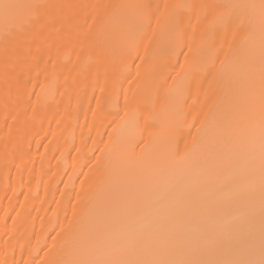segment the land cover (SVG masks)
I'll use <instances>...</instances> for the list:
<instances>
[{
  "label": "bare ground",
  "instance_id": "6f19581e",
  "mask_svg": "<svg viewBox=\"0 0 264 264\" xmlns=\"http://www.w3.org/2000/svg\"><path fill=\"white\" fill-rule=\"evenodd\" d=\"M0 264H264V0H0Z\"/></svg>",
  "mask_w": 264,
  "mask_h": 264
}]
</instances>
